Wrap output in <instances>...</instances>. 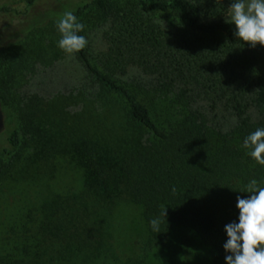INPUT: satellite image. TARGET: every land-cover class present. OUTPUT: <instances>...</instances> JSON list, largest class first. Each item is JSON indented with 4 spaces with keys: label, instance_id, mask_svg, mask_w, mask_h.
<instances>
[{
    "label": "trees",
    "instance_id": "obj_1",
    "mask_svg": "<svg viewBox=\"0 0 264 264\" xmlns=\"http://www.w3.org/2000/svg\"><path fill=\"white\" fill-rule=\"evenodd\" d=\"M232 2L96 0L95 11L60 3L35 18L32 31L56 24L65 11L82 24L97 13L96 23L108 25L107 49L96 64L85 47L77 53L99 90L127 108L118 130H93L80 115L66 126L55 119L52 133L42 99L17 103L10 162L25 147L33 164L62 156L83 171L77 194L54 195L39 208L37 248L49 250L53 264L114 257L99 222L123 201L141 208L150 246H164L173 229L185 227L209 250L210 264H226L225 226L239 222L237 197L252 195L242 191L253 179L264 187V165L243 146L264 128V46L236 38L225 19ZM131 69L153 81L142 100L122 81ZM3 87L0 101L7 102ZM220 113L233 126L224 129ZM157 217L158 233L150 224ZM29 256L23 245L20 256L6 254L0 264H34Z\"/></svg>",
    "mask_w": 264,
    "mask_h": 264
},
{
    "label": "rangeland",
    "instance_id": "obj_2",
    "mask_svg": "<svg viewBox=\"0 0 264 264\" xmlns=\"http://www.w3.org/2000/svg\"><path fill=\"white\" fill-rule=\"evenodd\" d=\"M27 1L0 0V83L4 84L3 93L8 100L0 101V257L20 256L23 245H27L34 264H53L50 251L42 253L37 248L39 208L54 195L77 194L82 188L83 171L62 156L33 164V151L25 147L10 162L5 150L10 148V131L20 125L17 103L42 99L46 124L52 133L57 130L55 119L66 126L80 115L93 130H118L127 108L121 99L99 90L77 52L70 55L58 47L61 34L55 23L30 30L35 18L46 8L60 3H83L90 4L95 11L96 0H36L30 7L26 6ZM94 14L85 18L82 32L88 41L85 49L96 64L107 49L104 33L108 25L96 23ZM122 81L138 92L141 100L153 83L136 69H131ZM218 121L226 130L235 123L225 113H220ZM102 216L99 226L109 236L108 248L114 257L96 262L81 258L79 264L211 262L209 250L189 228L176 227L164 246H150L142 210L132 201H123Z\"/></svg>",
    "mask_w": 264,
    "mask_h": 264
},
{
    "label": "clouds",
    "instance_id": "obj_3",
    "mask_svg": "<svg viewBox=\"0 0 264 264\" xmlns=\"http://www.w3.org/2000/svg\"><path fill=\"white\" fill-rule=\"evenodd\" d=\"M226 22L235 25L236 38L253 48L264 46V0H233ZM56 27L61 34L58 47L67 54L82 50L88 43L79 35L84 25L77 21L72 11H65L57 20ZM258 164L264 165V128L250 133L243 142ZM242 192L252 193L248 198L237 197L239 222L225 226L228 239L224 244L226 264H264V187H258L255 179ZM166 218V209L163 212ZM159 217L150 221L153 231L159 232Z\"/></svg>",
    "mask_w": 264,
    "mask_h": 264
},
{
    "label": "flooded vegetation",
    "instance_id": "obj_4",
    "mask_svg": "<svg viewBox=\"0 0 264 264\" xmlns=\"http://www.w3.org/2000/svg\"><path fill=\"white\" fill-rule=\"evenodd\" d=\"M0 126H1V123H0Z\"/></svg>",
    "mask_w": 264,
    "mask_h": 264
}]
</instances>
